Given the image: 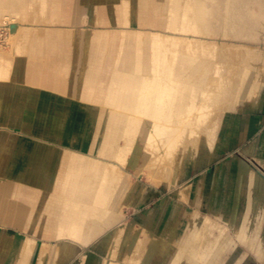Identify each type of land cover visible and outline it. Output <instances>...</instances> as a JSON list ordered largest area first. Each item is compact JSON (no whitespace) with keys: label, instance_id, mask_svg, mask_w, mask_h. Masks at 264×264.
Masks as SVG:
<instances>
[{"label":"bare ground","instance_id":"obj_1","mask_svg":"<svg viewBox=\"0 0 264 264\" xmlns=\"http://www.w3.org/2000/svg\"><path fill=\"white\" fill-rule=\"evenodd\" d=\"M31 1L0 0V5L19 6ZM110 1L57 0L61 2L62 18L67 23L77 20L78 15L87 9L98 15ZM126 1L127 5L135 2ZM145 1L136 0L137 18L143 16ZM150 1L147 7L149 22L163 29H138V33L125 36L120 41L122 48L120 46L117 56L111 52V48L118 47L115 39L97 35L90 43L91 68L83 81L86 86L83 97L92 100L98 96L89 87H96L99 92L107 88L105 100L111 109L93 110L95 116L88 118L41 116L37 122L35 119L20 121L15 116L0 114L1 129L6 130L0 136L11 134L6 120L10 119L14 124L20 122L19 125L29 131L39 132L45 137L42 140L45 144L67 150L45 147L40 154H28L30 152L16 146L21 141L19 137L9 138L14 148L2 152V161L10 165L0 168L8 176V179L0 180L5 187L0 193L7 192L11 208L15 212H23L28 219L41 213L48 243L63 242L65 249L73 250L72 258L79 259L77 264H100L97 260L86 263L88 258H102L101 264H177V261L182 264H250L246 258L238 256L237 250L231 253L235 244L230 240L229 231L232 225L241 241L248 240L249 206L233 208L228 213L218 196L216 203L214 193L211 204L205 205V211L213 213L215 218L201 216L195 210L188 212L185 204L189 201L192 206H204L201 204L203 179L189 177L190 168L200 171L228 150L236 122L231 114L237 108L235 105L242 107L247 97H255L264 82V77L261 79L260 74L251 69L253 64L260 65V68L264 65L263 50L225 49L206 36H240V30L231 18L233 11L243 12L246 19L257 15L260 24L264 15L255 11L248 14L247 4L239 7L238 2L242 0ZM72 5L76 6L74 12L71 11ZM35 26L32 23L28 29L37 28ZM5 27L12 34L13 56L27 54L34 47L38 55L45 57V68L37 69V80L45 79L48 58L52 61L51 69L58 56L64 58L62 76H67L66 70L71 68L72 50L78 63L86 58L89 46L78 36L62 41L44 39L36 46L35 43L30 46L27 34L31 32L24 31L25 27L17 24V20L5 24ZM124 29L126 27H122ZM254 32L249 29L245 35H253ZM15 58L0 55V81L10 77L21 79L22 75L17 70H23L22 60L17 62V70L10 72ZM113 63H116L115 69ZM223 70L229 74L224 75ZM76 75H79L78 80L82 78L79 72ZM13 90L21 97L17 100L20 108L28 103L27 107L35 109L37 95L33 91L24 88ZM5 92L6 88L0 94ZM26 93L31 94L29 99L24 98ZM55 103L41 110L53 111L50 106ZM0 111L8 112V105L0 102ZM219 111L223 115L219 116ZM76 124L83 126L77 127ZM220 127H226L222 138ZM52 157L57 160H51ZM131 157L140 159L137 170L146 167L150 171L154 185L164 186L169 192L179 191L178 197L164 206L165 214L160 219L164 225L145 242L139 238L144 227H139V230L122 212L123 200L126 198L131 203L138 188L124 177L128 169L122 163ZM39 160L46 168L50 164L48 171L43 166L38 167ZM58 160H66L65 164H70L73 172L58 169ZM260 161L264 165V160ZM28 165L33 166L29 168ZM246 186L245 181L238 195L243 204L247 202L246 198L250 199ZM221 190L223 185L216 184L215 192L219 195ZM42 198L41 206L39 200ZM249 199L248 203H251ZM40 207L44 211L40 212ZM144 216L146 226L152 230L155 214L145 210ZM201 225L205 231L202 245L197 238ZM84 227L86 231L83 232ZM125 227L121 246L119 237ZM72 234L90 239L87 243L74 242L70 237ZM35 243V239L25 242L23 249L20 247L16 254L19 258H31ZM46 250H42L38 258H44ZM179 252L183 258H171L172 254L178 255ZM55 255L51 253L48 258H55Z\"/></svg>","mask_w":264,"mask_h":264},{"label":"crops","instance_id":"obj_2","mask_svg":"<svg viewBox=\"0 0 264 264\" xmlns=\"http://www.w3.org/2000/svg\"><path fill=\"white\" fill-rule=\"evenodd\" d=\"M25 6V5H24ZM109 6V5H108ZM15 7L19 8V6H10V7H4L1 6V8H4L5 10H13ZM61 2L59 6V11H55V17L52 18L51 15L48 16L49 19L52 18V20H55V22L59 23H67L62 18L61 13ZM74 11L76 10V6L73 7ZM108 9V7L106 8ZM104 9V10H106ZM2 11V10H1ZM86 12H90L88 9ZM80 15V14H79ZM98 16V17H97ZM105 21H101L102 16L96 15V18H94V22L98 21V23L102 24L98 27H92V30H96L99 28H106L108 30H116L122 28V26H125L126 24L122 23L121 21L114 20L111 15V20L108 19L109 15L107 17L103 16ZM137 20H135L133 23L131 22L128 25L135 26V28L139 29L141 26L136 23ZM70 26L66 28H59V27H53L49 28L48 32H45V36L40 37V35L37 34L36 39L33 38L31 40L30 46H32L33 43L36 46V43L38 41L44 40V39H50V40H56V41H62L64 39L67 40H73L77 36L79 39H83L80 33L78 31H75L74 28H77V25L79 24V16L78 19L75 21H72L69 23ZM73 24V25H72ZM38 27V26H37ZM150 28V27H146ZM38 29V28H36ZM90 30V29H89ZM150 30V29H146ZM50 37V38H48ZM261 45L264 47L263 43H256L255 45ZM29 46V48H30ZM28 48V49H29ZM89 51L87 50V55L92 54V51L90 47H88ZM65 50V49H64ZM29 53V54H28ZM62 55H65V52H61ZM23 58V70H18L19 74L22 75L21 79L18 80H26L30 81L32 80L34 83H38L40 85L43 84V86H39L36 89L31 88L32 86L28 85H17V86H11V85H3L2 89L6 88V92L4 95L0 94V102L1 104H7L8 105V112H1L0 114H5L6 116H15L20 119V121H24V119H36V122L39 121L41 116L45 117H63V118H88L95 116V112L93 111L94 107L89 106L86 103H90L87 101H84L80 98L81 94L83 93V86L76 89L74 87H71L69 84L75 83L77 84L78 76L76 75V72H79L80 68L77 69L78 60L75 57V52L70 53V59H71V68L66 70L67 76H62L63 71H61V66L65 65L64 58L57 57V60L53 61L54 68L51 69L52 61L49 60V65L47 67V71H44L45 79H35L37 75V69L38 68H45V61L44 58L41 57V55L37 54L34 47L27 52V54H24ZM29 56L31 59L26 58ZM55 57V55H54ZM53 57V58H54ZM52 58V59H53ZM86 59V58H85ZM38 64V66H37ZM43 65V67L41 66ZM55 72V73H53ZM42 73V76L44 75ZM80 74V73H79ZM55 79L58 82L59 87H48L49 81ZM25 84V83H24ZM47 85V86H46ZM51 85V84H50ZM78 85V84H77ZM35 86V85H33ZM46 86V87H45ZM18 88H24L28 91H33L35 93L36 98V107L35 109H31L30 107H27V104H22L20 108V104L17 102L18 99L21 97L16 93V90ZM31 96L27 93L25 94V99H29ZM43 96L47 97H54L53 98H42ZM6 97H8L6 99ZM255 98V99H254ZM56 102V103H55ZM52 103H55V105L50 106L53 107V111H42L41 109L51 105ZM47 110V109H46ZM30 112H35V114H30ZM44 112V114L42 113ZM233 117L236 118L235 122V128H234V134L232 137V141L230 143V146L228 147V150L226 152L232 153L233 151V145L237 143L238 148H242V150L246 153L253 154V156L257 157L259 160H264V82L259 88L257 95L253 97L250 101L247 100L245 104L242 107H237L236 110L231 113ZM5 116V117H6ZM1 118H4V116L1 115ZM9 124L8 127L11 128V135L14 132V129H23L25 131H18V134L27 135V133H33L39 136H42L39 134V132L36 131H29L26 128L20 126V122L17 124L12 123L10 119H6ZM0 124V129H1ZM22 127V128H21ZM225 133H226V127H225ZM253 136L252 139H249V136ZM43 138H45L43 136ZM40 137H34L33 140L35 141H26L23 138H20V142L16 144L17 147L21 149H25L27 152H30L28 154H40L41 149H45V147H52L54 149L56 148V145H50L45 144L42 142L44 140ZM9 138L5 136H0V168L9 167V163L5 162V160L2 161L4 156L2 155V152H8L12 148H14V144L11 142V147L8 149H4V146L6 145ZM4 142V143H3ZM3 143V144H2ZM59 147V146H58ZM247 149V150H245ZM61 151V150H59ZM51 160H57V158L52 157ZM58 164L61 163L60 160H58ZM29 163H32L30 161ZM28 163V164H29ZM38 167L43 166L41 164L40 160L38 161ZM57 164L58 169L60 166ZM13 166V165H12ZM11 166V167H12ZM33 165H28L30 168ZM50 166V164H49ZM48 166V168H49ZM56 166V168H57ZM41 167V168H43ZM48 168L47 171L49 170ZM8 176L5 175L2 171H0V180H6ZM259 177H262L254 168L250 167L244 160L240 159L239 157H233L227 161H224L220 165L216 166L214 169V174L212 177L206 176V175H197L194 178L203 179V192L201 196V204L204 206H194L191 208H188V212H194L197 211L201 216H207L211 215L216 218L213 213L210 214V212L205 211V205L211 204V199L213 194L215 193V201L216 199L221 200V202L224 203L226 211L228 213L231 212L233 208L241 209L243 205L249 206L248 207V214H247V226L248 230H250V234L248 236L247 241H241L237 234L234 231V227L231 225L229 227L230 231V240H232V244L234 243L236 246V240H239L246 244L251 251H253L259 258L264 257V180L261 181V184H259ZM247 183L248 186L245 187V190L250 196L251 203L245 202L244 204L240 202L239 200V193H241V184L243 182ZM221 183L223 185V190L220 191L219 195L215 192L216 184ZM2 181H0V190L4 191V184ZM168 195V196H167ZM150 194L147 190H144L142 188V185L139 184L137 190L135 191L133 201L131 202V205L135 209V215L136 218L131 222V224H135L138 227L141 228L144 227V231L150 232V234H157V230H159L165 222L163 220H160L164 216V206L172 202L174 199L178 197L176 195L175 191L167 192V194L164 196L161 210L157 211L156 209H150L147 210L145 208L146 204L149 203L148 200H150ZM218 196V198H217ZM191 198V197H190ZM10 196H8L7 192H4L3 194L0 193V264H77L79 261L78 258H72V254L70 255H63L58 256V252L55 254V258H19L18 254H16L17 250L22 247L25 242H29L31 240H34L36 242L43 241V244H52V242H49L46 240L44 233L46 231L45 224L43 222V218L41 213L35 214L33 219H28L23 212L18 213L11 208L10 204ZM249 199V200H250ZM43 200L40 201V205H43ZM217 203V201H216ZM215 203V205H216ZM37 205V204H36ZM147 210V212H151L155 214L156 222L153 223V229L151 230L146 226L144 211ZM40 212L44 211L43 207H40ZM204 211V213H202ZM7 225H12L13 228H10ZM15 230V231H12ZM18 231V232H16ZM233 234L236 237L234 240ZM36 245V243H35ZM34 245V246H35ZM231 246V243L228 245ZM19 251V250H18ZM15 252V254H14ZM234 249H231V253L233 254ZM237 254L240 258H246L250 264H254L251 258H248L247 253H242L241 251H237ZM15 256V257H14ZM45 257V255H44ZM74 260V261H73ZM88 260H97L100 264L102 263V258H88L85 260L87 263Z\"/></svg>","mask_w":264,"mask_h":264},{"label":"rangeland","instance_id":"obj_3","mask_svg":"<svg viewBox=\"0 0 264 264\" xmlns=\"http://www.w3.org/2000/svg\"><path fill=\"white\" fill-rule=\"evenodd\" d=\"M126 2H127L126 0H112L110 2H107L109 4L108 9L102 10L101 12H98V15L102 16L101 21H105L103 16L107 17L108 15H109V17H108V19L106 18V20H111V15H112L114 20H118V21H121L122 23L126 24L125 26H122V27H126V29H124V31L122 30V28H120L119 30L116 29V30H112V31L108 30L106 28H99L96 30H92L91 29L92 27H98V26H101L102 24L98 23V21L96 22V20L94 22L93 19L96 18V15L91 10H89L90 12H86V13H85V11L81 12L80 15H78L79 16V24L77 25V28H74V27H72V28L75 29V31H78V33H80V35L83 38L82 40L85 41L89 47H90V43L94 40L95 36H97V35L108 36L110 40L115 39V42H118V47H115L113 49L111 48V52H113V54L115 53L116 56L119 55L120 49L122 48V46L120 45V41H123V38L125 36H129L130 34H133V33L136 34V33H138L137 31H139L140 29H150L151 31L152 30L154 31L156 29L157 30L163 29L162 27L153 26L149 22L147 7L149 8V6H150V2H151L150 0L145 1L144 13H143V16H141L140 18H137V16H136L138 14V9L136 7V0H135V2L131 1L128 5ZM238 4H239V7H242L244 4L245 5L247 4L246 9H247L248 14L249 13L251 14V11H253V12L255 11V13H257V14L263 13V15H264V1L263 0L261 3L258 2V0H242L241 2H238ZM59 6H60V2H57V0L56 1L55 0H41V1L33 0L31 2H28V3L24 2L22 5H20L19 8L15 7L13 10H11V9L5 10L4 8H1V5H0V55H3L4 57H7V58L16 57L14 60L15 62L13 61L14 64H12L10 72H12L13 70H15V71L17 70V62L19 60L20 61L23 60L24 59L23 57L26 55L16 54L13 56V54L15 53V50L13 49V46H12V41H13V38L11 37L12 34L10 32V29L5 27V24L10 23L14 20H17V24L25 27L24 31L30 30L31 33L27 34V38L29 36L28 43L31 44L30 43L31 40L33 38L36 39L37 34L40 35V37L45 36V32L46 31L48 32L49 28L59 27V28L63 29V28L70 26L69 23H59V22H55V20H52V18L55 17V11H59ZM74 6L75 5H72V9H71L72 12H74V9H73ZM127 7H129L128 13H126V11H125ZM33 10L36 14H34V12H32ZM141 14H142V11H141ZM245 14H246V12H245ZM50 15L52 17L51 19H49V17H48ZM231 18H232V21L235 23V27H237L240 30V36H238V37H234V36H228V37L206 36L209 38L208 40L209 41L216 40L217 43H219L218 45L220 47H224L225 49L229 48V49L241 51L245 48L248 50H263L264 51L263 46H261L259 44L255 45L256 43H263L264 42V17L262 20V24L259 23L260 20H258L259 18L257 15H254V16L252 15L250 19H246L244 17L243 12L241 14H239V13H236L233 11V13L231 14ZM33 19H34V22L32 21ZM138 19L141 20L142 22L141 21L138 22ZM135 20H137L136 23H138L141 26L139 28V30L137 28H135V26L133 27L131 25H128L131 22L133 23ZM32 23L34 25H36L35 27L38 26L37 27L38 29H36V28H34L35 30L31 29V28L28 29V27H30ZM146 27H150V28H146ZM249 29H251V31H255L253 33V35L252 34L245 35V32L249 31ZM164 30H165V28H164ZM170 31L174 32V30H170ZM116 38H118V39H116ZM120 46H121V48H120ZM88 51H89V49H88ZM217 51H219V49H217ZM109 52H110V50H109ZM26 58L31 59L29 56H27ZM90 59H91V54H88V56L86 57L85 60H82L77 64V69L80 68L79 73H80L82 78H80L77 81L78 85L70 82L69 85L71 87L78 89V88L83 86L84 87L83 90H85V87H86L85 83H84L85 77H86L87 73H89V70L91 68V60ZM115 64L116 63H113L114 69L116 67ZM260 67L261 66L258 64L251 65L252 71H256L258 74H260L261 79H262L264 77V65H262V68H260ZM114 69H113V71H114ZM17 72L19 73L18 70H17ZM222 73L224 75L229 74L228 71H226V70H223ZM250 73H251V71H250ZM10 75H12V73ZM106 82H110V80H108V81L106 80ZM0 83H2L3 85L5 84V85H11V86L28 85V86H32L31 88H34V89H36L39 86H43V84L40 85L36 82L34 83L32 80H30V81L18 80L17 77H10L7 80H1ZM33 85H35V86H33ZM48 87H52V88L59 87L57 80L55 79V82H54V80L49 81ZM88 89L90 91H94L95 96L97 93L98 96L93 97L92 100H87L83 97V93H82L80 98L84 101L90 102V103H86V104H88L91 107H94L93 108L94 111H107V110L111 109V106L108 105L106 100H105L106 94L104 92L106 91L107 88H105V91L102 90L100 92L98 90H96V87H92V88L89 87ZM88 89H86V90H88ZM0 91H2L1 88H0ZM7 98L8 97H6V99ZM42 98H53V99H55L54 97H47V96H43ZM249 99L251 100L252 97H249V98L247 97V100H249ZM235 106L238 107L237 105H235ZM115 109H116V111H118V108H114V110ZM30 114H35V112H30ZM215 114H216V112H215ZM217 114L219 116H221V115H223V112L219 111ZM75 126L80 127L83 125L76 124ZM85 127H86V129L88 128L87 125ZM3 131L6 132V130L0 129V135H3V133H4ZM18 131H25V130H23V129L20 130V129L15 128L12 135L9 133H6L4 136L7 138H12V137L16 136L19 138H23L26 141H35V142H38V141L33 140L34 137L43 138V136H39V135L29 133V132L27 133V135H21V134H18L19 133ZM219 131H220L221 138L224 137L225 136V127H220ZM252 137L253 136L250 135L249 139H252ZM10 141L11 140H9V142L6 143V145L4 146V149H8L11 147ZM12 144H14V143H12ZM56 148H57V150L67 151V150H64V148H62V147L56 146ZM233 157H239L240 159L244 160L250 167L254 168L262 176V177H259V180H258L259 184H261V181L264 180V165H263V163H261V161L257 157L253 156V154L246 153L242 150V148H238L237 143H235L233 145L232 153L229 154V152H223L218 159L207 164L206 166L201 168L200 171H196L195 169L190 168L188 176L191 178H194L197 175H206V176L212 177L214 174V169L216 168V166L220 165L224 161H227ZM139 161H140V159L138 160V159H135L133 157H131V159H129L127 161H124V163H122V161H120L128 169V172L126 174H124V177L127 178L128 182L131 185L135 184V186H137V185L141 184L142 188L149 192L150 200H148L149 203L146 204V206H145V208L147 210L156 209L157 211H159L162 208L161 203L163 201L164 196L167 194L168 190L164 186H161V185L156 186L153 184V180H151V173L146 167H143L141 170H137V168L140 165ZM65 163H66V160L61 161V163H59V166L62 169L61 171H65L67 173L68 172L72 173L73 170H72L71 165L65 164ZM136 175L140 176V178L138 179V177H135ZM188 190H191V189L189 188ZM174 191L176 192V195H178L179 191L178 190H174ZM260 200H264V199H260ZM190 206L194 207L188 201L185 204V207L188 209V208H191ZM122 212L125 214V216L129 217V220H128L129 223L133 222V220L136 218V215L134 214L135 209L131 205L130 201L126 200V198L123 200ZM202 213H204V211H202ZM7 226H9L10 228H13L12 225H7ZM200 227H201V229L198 230L199 234H198L197 238H198V241H200L201 245H202V242L204 239L202 237L204 236L205 231L203 229V225H201ZM138 229L140 230V228H138ZM12 231H15V230H12ZM84 231H86L85 227L83 228V232ZM16 232H18V231H16ZM125 232H126V227H125V229H123V232L119 237V241H120L121 246L123 245L121 243H123L122 240L124 238ZM150 235H151L150 232L144 231V232H141V234H139V238L144 240V242H145L147 240V238H149ZM70 237L72 238V241H74V242L78 241V242H86L87 243L90 239L89 237L83 238V236H77L75 234H72ZM233 238H234V240L236 239L234 234H233ZM83 239H86V241H83ZM235 242H236V246H235L234 250L241 251L242 253H247L249 256L248 258H251L254 264H264V257L259 258L243 242H241L239 240H236ZM43 243L44 242L42 240L36 242L34 252H33V255L31 258H38L39 253L44 249H47L45 251V257L44 258H47L51 253H56V252H58V256L70 255L71 253H73V250L68 249V248L65 249V247L62 246L63 242H61V241H54L50 245L43 244ZM112 243H113V241L111 242V244L109 246L110 251L113 248ZM173 247L175 248V246H173ZM92 251H93V249L90 250V253H92ZM172 253H173V250H172ZM181 254H182V252H179L178 255L172 254L171 258H176V259L180 260V258H183V256H181ZM206 263L209 264V262H205L204 264H206ZM177 264H182V263L177 261ZM210 264H213V262H211Z\"/></svg>","mask_w":264,"mask_h":264}]
</instances>
